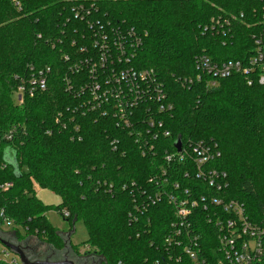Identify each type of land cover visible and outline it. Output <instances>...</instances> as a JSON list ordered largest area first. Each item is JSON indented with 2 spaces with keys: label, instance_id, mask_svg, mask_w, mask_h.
Segmentation results:
<instances>
[{
  "label": "trees",
  "instance_id": "obj_1",
  "mask_svg": "<svg viewBox=\"0 0 264 264\" xmlns=\"http://www.w3.org/2000/svg\"><path fill=\"white\" fill-rule=\"evenodd\" d=\"M261 6L262 0H99L103 13L147 34L137 65L156 70L174 104L165 117L169 142L215 139L222 155L214 166L229 175V197L244 202L258 223L264 222V85L240 74L214 87L203 78L186 88L180 79L196 74L199 52L245 58L254 37L264 36V15L255 12ZM64 8L63 0H0V223L11 221L18 240L36 237L61 250L65 234L47 216L53 205L36 191L49 189L59 195L55 207L71 229L85 223L89 238L76 250L88 246L103 264H140L153 255L149 240H161L175 211L161 202L131 223L134 195L124 187L149 185L165 161L142 156L113 116L77 110L64 83L62 53L73 35L58 21ZM219 19L218 32L212 25ZM29 65L51 67L48 88L19 103L18 77ZM14 127V140H3Z\"/></svg>",
  "mask_w": 264,
  "mask_h": 264
},
{
  "label": "built area",
  "instance_id": "obj_2",
  "mask_svg": "<svg viewBox=\"0 0 264 264\" xmlns=\"http://www.w3.org/2000/svg\"><path fill=\"white\" fill-rule=\"evenodd\" d=\"M63 3L65 8L58 21L73 30L62 53L66 63L64 83L78 101L77 110L113 116L115 124L134 137L142 156L154 160L162 157L165 161L149 178V185L132 182L124 187L134 195L131 223L138 224L140 214L161 202H167L175 211L161 240H149L155 249L153 255L140 264L264 263V222L252 221L245 203L229 197V175L214 166L222 155L219 143L213 138L189 139L178 148L181 139L169 142L172 131L165 117L173 112L174 104L156 70L137 65L147 34L103 13L99 0ZM255 12L264 15V0ZM219 22L212 25L218 32L224 29ZM194 62L196 74L180 79L186 88L203 78L214 87L219 79L235 74L244 75L249 84L257 81L264 85V36L254 37L253 49L245 58L217 59L199 52ZM28 70L27 75L18 77L15 97L19 103L48 88L50 66L29 65ZM1 138L14 140L15 127ZM162 140H168V144H162ZM63 213L70 216L67 210ZM6 222L11 225V221ZM0 264L23 262L17 252L5 246ZM116 264L124 263L120 260Z\"/></svg>",
  "mask_w": 264,
  "mask_h": 264
},
{
  "label": "rangeland",
  "instance_id": "obj_3",
  "mask_svg": "<svg viewBox=\"0 0 264 264\" xmlns=\"http://www.w3.org/2000/svg\"><path fill=\"white\" fill-rule=\"evenodd\" d=\"M37 191V194L45 203L53 205V207H51V209L48 211L47 216L51 223L55 227H57L60 232L64 233L65 235L71 234V242L74 245L82 244L83 242L88 240L89 233L85 226V223L83 221H78L71 229V224L69 223V221H67L63 217L61 212L55 207L60 202V197L57 193L49 189L42 188ZM17 230H19L23 234L22 228H18ZM1 231L3 233H14L15 227L14 225H9L6 222L1 225ZM3 237L6 238L5 235H3ZM26 242L27 246H29L34 251V253L46 251L48 249L47 244L39 242L36 237L28 238ZM5 246L6 245L0 241V252Z\"/></svg>",
  "mask_w": 264,
  "mask_h": 264
},
{
  "label": "flooded vegetation",
  "instance_id": "obj_4",
  "mask_svg": "<svg viewBox=\"0 0 264 264\" xmlns=\"http://www.w3.org/2000/svg\"><path fill=\"white\" fill-rule=\"evenodd\" d=\"M6 238L10 243L15 245L20 244L9 235ZM65 239H67V236H65ZM20 245L30 260L42 261L45 262L44 264H103L102 258L91 252L87 246L80 247L76 250L72 242L70 244L68 243L61 250L48 247L46 251H40L38 253H34L29 246Z\"/></svg>",
  "mask_w": 264,
  "mask_h": 264
},
{
  "label": "water",
  "instance_id": "obj_5",
  "mask_svg": "<svg viewBox=\"0 0 264 264\" xmlns=\"http://www.w3.org/2000/svg\"><path fill=\"white\" fill-rule=\"evenodd\" d=\"M181 145H182V141L179 140L177 142V146L178 148H181ZM7 160L10 161V160H14L12 159V157L10 156L9 153H7ZM1 224V223H0ZM0 241L5 244L7 247L11 248L12 250H14L15 252H17L20 257H21V260L23 262V264H44L45 262H42V261H32L29 259V257L26 255L25 251L22 249L21 245L20 244H13V243H10L9 241H7L4 237H3V232L0 230ZM70 244L71 243V234H68L67 235V239H65V246L67 244Z\"/></svg>",
  "mask_w": 264,
  "mask_h": 264
},
{
  "label": "crops",
  "instance_id": "obj_6",
  "mask_svg": "<svg viewBox=\"0 0 264 264\" xmlns=\"http://www.w3.org/2000/svg\"><path fill=\"white\" fill-rule=\"evenodd\" d=\"M39 189H41V188H40V187H37L36 191L39 190ZM37 192H38V191H37ZM4 235H5V236L9 235V236L13 237L15 240H17V241H18L20 244H22L23 246H27V244H26L27 242H26V241H27L28 238L18 240L17 238H15L14 233H4ZM65 236H67V235H65ZM39 242H40V241H39ZM45 244H46V243H45ZM47 247L52 248V247H51L50 245H48V244H47Z\"/></svg>",
  "mask_w": 264,
  "mask_h": 264
}]
</instances>
